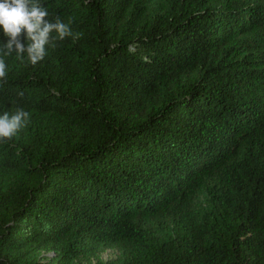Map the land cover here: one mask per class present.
<instances>
[{"label": "trees", "instance_id": "trees-1", "mask_svg": "<svg viewBox=\"0 0 264 264\" xmlns=\"http://www.w3.org/2000/svg\"><path fill=\"white\" fill-rule=\"evenodd\" d=\"M40 2L82 35L5 57L0 264H264V0Z\"/></svg>", "mask_w": 264, "mask_h": 264}, {"label": "clouds", "instance_id": "clouds-1", "mask_svg": "<svg viewBox=\"0 0 264 264\" xmlns=\"http://www.w3.org/2000/svg\"><path fill=\"white\" fill-rule=\"evenodd\" d=\"M49 10L40 0H0V28L7 42L0 44V82H7L8 64L5 57L16 54L35 66L55 49L57 41L66 38L78 40L82 33L73 32L71 21L65 23L60 17L49 19ZM26 37L27 43H24ZM30 113L18 108L14 113L0 114V143H9L18 137L29 124Z\"/></svg>", "mask_w": 264, "mask_h": 264}, {"label": "rangeland", "instance_id": "rangeland-1", "mask_svg": "<svg viewBox=\"0 0 264 264\" xmlns=\"http://www.w3.org/2000/svg\"><path fill=\"white\" fill-rule=\"evenodd\" d=\"M118 255V251L112 250V249H107L104 252L101 253L100 257L101 259H103L104 261L113 259L115 257H117ZM96 259H93V262H95Z\"/></svg>", "mask_w": 264, "mask_h": 264}]
</instances>
